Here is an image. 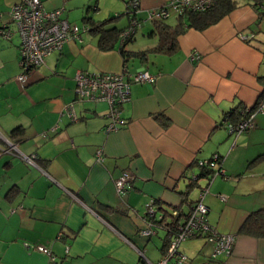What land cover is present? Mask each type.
Segmentation results:
<instances>
[{
	"label": "crops",
	"instance_id": "obj_1",
	"mask_svg": "<svg viewBox=\"0 0 264 264\" xmlns=\"http://www.w3.org/2000/svg\"><path fill=\"white\" fill-rule=\"evenodd\" d=\"M19 1L0 0V25ZM42 1L47 10L62 7L69 23L87 30L47 55L23 85L15 79L21 73L20 38L0 36V264H137L138 251L157 262L166 234H138L145 226L143 205L153 200L156 217L174 208L188 212L206 183L195 161L214 154L222 157L224 176L211 180L203 202L209 224L235 235L234 247L230 256L211 260L212 244L187 239L179 245L186 257L181 264H264V233L245 227L264 210V112L239 135L227 131L228 113L264 97V0H239L216 23L185 29L169 55L126 60L129 72L145 68L156 80L131 86L130 100L121 106L126 123L110 133L104 131L107 105L78 100L74 76L122 70L119 42L101 50L86 20L118 16L108 27L123 29L129 0ZM170 1L138 0L136 15L145 18ZM169 17L166 23L176 24L177 16ZM152 30L145 22L124 49L155 46ZM192 52L197 60L190 59ZM8 143L34 155V164L17 157ZM123 171L134 179L118 194L114 180ZM192 174L200 175L195 185Z\"/></svg>",
	"mask_w": 264,
	"mask_h": 264
},
{
	"label": "built area",
	"instance_id": "obj_2",
	"mask_svg": "<svg viewBox=\"0 0 264 264\" xmlns=\"http://www.w3.org/2000/svg\"><path fill=\"white\" fill-rule=\"evenodd\" d=\"M215 2L216 0H171L160 8L149 10L146 17L140 19L136 15L139 12L138 0H129L127 11L132 19L129 20L128 27L120 32L119 41L123 43L130 39L145 22L166 19L171 14L181 16L186 11L202 12L211 8ZM62 14V7L47 10L43 6L42 0H20L10 7L8 21L0 25V36L9 40L13 34H17L20 38L19 66L21 73L15 78L18 83L25 84L29 72L33 68L39 67L47 55L60 50L65 42L79 39L82 31L87 30L86 26L69 23ZM198 58L197 52H192L190 55L192 60ZM155 80L156 75L151 74L145 68L129 72L126 64H123L122 70L118 73L77 71L74 76L75 95L81 101L107 105L106 116L109 122L104 131L110 133L118 130L126 123L121 117V106L130 100L131 86L133 84L153 83ZM260 112H264V97L258 100L254 106L243 107L244 117L236 124L228 123V133L237 136L250 129L253 125V116ZM68 114L71 120H76L71 107ZM8 144L17 157L28 164H34V155H24L14 145ZM5 151L10 152V149ZM96 159L102 160L101 151H97ZM221 161L222 158L217 154L209 159L195 161L196 167L201 171H209L210 173L205 177V185L199 187L198 197L190 204L188 212L183 213L179 208H174L169 213H161L156 217L153 200L145 204V226L139 230L138 234L150 238L158 230H162L169 238V242L157 262H151L141 251H138L140 260L137 264H168L171 260L173 264H181L186 260V257L179 251V245L187 239L198 236L203 237L207 243L213 246L209 259L213 260L218 255L226 257L231 255L235 235L221 233L209 224L207 220L209 209L203 202L211 180L216 176H224ZM133 179L134 175L128 171H123L114 180L116 192L118 194L125 192L131 186ZM199 179L200 175L192 174L190 176V182L193 185ZM25 246L27 247L26 244ZM34 247L38 252L51 256L50 251L45 247L41 245Z\"/></svg>",
	"mask_w": 264,
	"mask_h": 264
},
{
	"label": "trees",
	"instance_id": "obj_3",
	"mask_svg": "<svg viewBox=\"0 0 264 264\" xmlns=\"http://www.w3.org/2000/svg\"><path fill=\"white\" fill-rule=\"evenodd\" d=\"M262 1V0H260ZM239 5V0H216L215 4L202 12H190L186 11L183 15L177 16V22L174 25H170L166 23L165 19L154 20L150 23L153 25L152 32L158 37L157 43L155 46L148 50L130 52L124 49L125 45L132 40L134 35L128 39L127 41L121 43L119 41V34L124 29L128 27V25L123 29H118L116 27H108V24L114 19L118 18V16H114L104 21H88L90 27L89 30L95 35H98V46L101 50L108 51L115 47L116 42H119V51L123 58V64H126V60L130 57H137L139 59L144 58L149 53L155 54H171L177 50V37L182 34L187 28H194L197 30H202L227 15L233 9H235ZM128 7L126 4L125 14L129 17V20L132 19V16L127 11ZM2 15H0L1 17ZM243 108H235L230 113H228L227 117L232 124H236L243 117L242 113ZM16 131L19 129H15ZM14 130V131H15ZM14 133V132H13ZM220 157V156H219ZM211 158V157H210ZM222 158V157H220ZM209 171H202V175L206 177L209 174ZM201 174V173H200ZM192 185V183H191ZM154 202V201H153ZM170 212V211H169ZM168 212V213H169ZM251 218L246 222V228L252 229L256 228V231H262L264 233V210L258 211L250 216ZM244 227V228H245ZM200 237V236H198ZM166 245L162 248V254L165 251L169 238L165 239Z\"/></svg>",
	"mask_w": 264,
	"mask_h": 264
},
{
	"label": "rangeland",
	"instance_id": "obj_4",
	"mask_svg": "<svg viewBox=\"0 0 264 264\" xmlns=\"http://www.w3.org/2000/svg\"><path fill=\"white\" fill-rule=\"evenodd\" d=\"M173 17H174V16L169 17L168 20H169V21H172V20H173ZM143 29H144V27H142V30H143ZM139 30H140V28H138V29L136 30V33H137ZM136 37L138 38V36H136ZM205 182H206V181H205ZM196 189H197V188H196ZM196 189H194V191L192 192V194H191L192 196H194V195L196 194V193H195V190H196ZM197 194H198V192H197ZM145 204H146V203H145ZM143 207H145V205H143ZM164 233H165V232H164ZM164 233L162 232V234H164ZM152 251H153V253L155 254V253L157 252V249H156V248H155V249L153 248ZM171 264H172V262H171Z\"/></svg>",
	"mask_w": 264,
	"mask_h": 264
}]
</instances>
